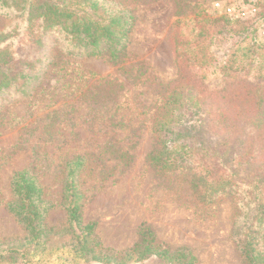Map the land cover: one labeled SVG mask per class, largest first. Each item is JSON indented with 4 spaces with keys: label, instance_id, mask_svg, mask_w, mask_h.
<instances>
[{
    "label": "trees",
    "instance_id": "trees-1",
    "mask_svg": "<svg viewBox=\"0 0 264 264\" xmlns=\"http://www.w3.org/2000/svg\"><path fill=\"white\" fill-rule=\"evenodd\" d=\"M150 1L156 0H0V16L11 22L0 27V102L15 96L27 98L51 72L58 76L60 88L77 92L69 100L86 102L91 111L99 112L96 107L112 101L120 86L102 79L93 92L96 87L87 86L92 74L80 72L78 61L99 58L111 65L121 64L136 5ZM169 1L175 16L170 39L176 77L159 80L139 62L123 68L127 78L137 79V84L152 93L149 104L141 105L153 143L145 155V166L158 185L174 195L180 197L181 189H186L202 204L203 212L212 209L216 200L231 198V236L242 264H264V67L252 70L263 63L264 45L252 39L246 47H238L247 36L233 44L214 69L222 86L209 88L208 49L216 24L229 20L192 16L202 0ZM248 21H234L239 27L237 36L248 30ZM234 33L230 28L225 35ZM111 109L105 112L110 114ZM112 111L109 127H121L122 119H115L117 108ZM59 115L52 110L21 134L39 130L38 141L48 142L57 132ZM38 148V144L32 148L36 156L31 164L39 157ZM133 158L128 149L108 143L95 153L63 156L55 175L60 180L59 206L64 220L56 226L46 222L55 204L47 198L34 168L14 172L4 209L23 235L0 239V264H28L31 259L25 253L50 257L56 252L60 253L57 258L80 257L99 264H127L150 257L167 264H195L188 248L172 250L156 244L144 223L138 228V240L120 252L102 247L94 224H84L87 189H82L83 174L92 171L95 184L107 176L102 171L105 163L127 167ZM98 166L101 169L95 172Z\"/></svg>",
    "mask_w": 264,
    "mask_h": 264
},
{
    "label": "rangeland",
    "instance_id": "rangeland-1",
    "mask_svg": "<svg viewBox=\"0 0 264 264\" xmlns=\"http://www.w3.org/2000/svg\"><path fill=\"white\" fill-rule=\"evenodd\" d=\"M249 6L255 8V13H248L246 19L230 17L225 13L227 8L238 12L242 7L248 9ZM133 15L134 26L126 57L121 64L111 65L99 58L78 61L80 72L86 76L92 74L87 81L88 87L94 89L102 79L113 80L114 84L120 86L112 101L106 102L103 108L96 107L99 112L91 111L86 102L74 103V100H69L77 92L69 87L60 88L61 85L56 82L58 76L51 72L45 74L40 86L27 98L15 96L0 102V239L8 240L23 235L21 228L4 209L9 198V180L14 172L34 168V173L45 187L47 198L55 204L46 222L56 226L64 220V212L59 206L60 180L55 175L63 156L95 153L108 143L128 149L134 158L127 167L114 166L113 162L105 163L102 171L107 176L95 184L92 171L83 174L82 189H87V192L82 219L84 224H94L102 247L115 252L132 247L138 240V228L144 223L153 232L156 244L172 250L188 248L196 258L195 264H242L231 236L234 214L232 199H218L214 209L203 212L202 204L190 196L186 189H181L183 196L174 195L171 189L158 185L152 171L145 166V155L153 143L148 118L141 105L149 104L152 93L147 91L146 86L137 84V79L133 81L132 77L127 78L123 68L129 69L139 62L159 80H173L176 69L170 37L175 16L169 0L150 1L146 5L139 3ZM192 16L229 20L216 24V35L208 49L210 61L206 68V83L209 88L222 86V78L214 73V69L218 62L225 59L227 49L234 47L233 44L247 36V41L238 47H246L245 44L252 39L264 45V0H202ZM237 20H249L248 24H251L244 35L237 36L239 27L233 24ZM9 21V18L0 16V27L10 24ZM228 27L232 33L235 32L234 36L225 35L230 29ZM262 59L263 63L255 64L252 70L264 67V53ZM40 89L43 93L38 95ZM82 90H85L84 87ZM110 107V114L113 108H117L115 119L116 122L122 119L121 127H109L107 120L110 114L105 110ZM52 110L59 111L60 115L57 132L48 142L38 141L39 130L21 134L29 124L43 119ZM36 144L39 145V157L31 164L36 156L32 155V148ZM100 169L98 166L95 172ZM59 255V252L50 257L25 253V257L31 259L28 264H99L80 257L66 260L57 258ZM127 264L167 263L150 257Z\"/></svg>",
    "mask_w": 264,
    "mask_h": 264
},
{
    "label": "built area",
    "instance_id": "built-area-1",
    "mask_svg": "<svg viewBox=\"0 0 264 264\" xmlns=\"http://www.w3.org/2000/svg\"><path fill=\"white\" fill-rule=\"evenodd\" d=\"M218 7L219 5L216 4ZM225 13L230 17H235L238 19H246L248 13H255V8L253 6H249L248 9L242 7L238 12H235L233 9H226Z\"/></svg>",
    "mask_w": 264,
    "mask_h": 264
}]
</instances>
